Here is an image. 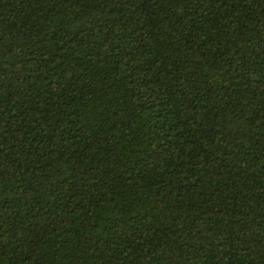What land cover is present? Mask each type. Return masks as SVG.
<instances>
[{
	"label": "trees",
	"instance_id": "1",
	"mask_svg": "<svg viewBox=\"0 0 264 264\" xmlns=\"http://www.w3.org/2000/svg\"><path fill=\"white\" fill-rule=\"evenodd\" d=\"M0 264H264V0H0Z\"/></svg>",
	"mask_w": 264,
	"mask_h": 264
}]
</instances>
